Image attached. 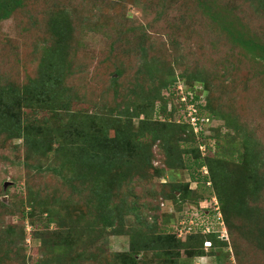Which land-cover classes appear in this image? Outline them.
I'll use <instances>...</instances> for the list:
<instances>
[{"label": "rangeland", "instance_id": "1", "mask_svg": "<svg viewBox=\"0 0 264 264\" xmlns=\"http://www.w3.org/2000/svg\"><path fill=\"white\" fill-rule=\"evenodd\" d=\"M204 1L23 0L0 22V88L24 86L38 77L48 54L58 43L63 48L65 32L59 30L57 38L51 32L53 21L67 18L64 85L70 93L67 99L56 98L58 117L72 132L88 119H98L115 140L111 125L124 127L150 149L139 151L141 157L150 155L149 163L142 159L135 165L141 174L118 191L128 204L136 202L147 226L129 212L115 230L105 228L108 218L100 216L116 203L108 200L106 208V202L96 201H107V194L94 195L87 186L70 192L62 177L47 172L52 164L59 168L61 159L36 155L29 165L23 138L0 134V201L7 205L0 204V264H89L92 259L129 264L133 229L167 235L185 218L195 229L218 232L213 248L193 256L182 251L179 259L175 252L147 250L137 264H264V3L215 0L216 18L211 19L200 12ZM238 22L243 27L234 30ZM186 95L204 101L205 108L189 107ZM44 117L51 118L42 112L39 118ZM191 122L194 141L183 128ZM166 146L176 152L171 170ZM197 147L200 158L210 160L198 172L186 168L197 160ZM218 158L230 176L225 185L239 191L224 216L227 230L210 203L217 196L212 181L205 184L203 178L211 175V159ZM246 170L249 180L241 176ZM185 183L196 190L194 198H211L201 204L203 212L191 209L194 198L179 202L173 197ZM29 196L42 208L31 218L23 213ZM46 205L57 223L49 225L41 213ZM200 239L190 241L189 248L196 251Z\"/></svg>", "mask_w": 264, "mask_h": 264}, {"label": "trees", "instance_id": "2", "mask_svg": "<svg viewBox=\"0 0 264 264\" xmlns=\"http://www.w3.org/2000/svg\"><path fill=\"white\" fill-rule=\"evenodd\" d=\"M262 3H264V0H262ZM22 4L23 0H0V22L9 19L13 15V12L21 7ZM215 5V0H205L204 3L200 5V12L211 19H215ZM238 20L239 19H236V21ZM67 21L69 20L64 17H59L53 21L51 32L54 33L57 38H60L62 34L60 31L63 33L65 32L63 35L64 42L63 38L60 40L63 48L60 47L61 44L58 43V47L56 46L48 54L47 58L43 60L40 66L38 77L29 79V82L24 86L9 84L0 88V134H2L1 136H6V139L23 138L26 148L25 162L29 165H31L30 162L36 155H53L61 159L62 163L59 168L54 167L52 164L47 167V172L62 177L70 186V192L78 193L75 189L87 186L89 189L91 187L94 195L99 194L101 191L107 194V201H103L96 197V201L99 202L98 205L106 202V208L108 206V200L112 203H116L115 206H108L107 216H100L101 218H108L107 222H105V228L114 227L115 230H118L117 228L123 225L124 217L129 212L130 214H135L137 216V222L145 227L147 226L145 225L146 222L140 219V215L138 214L139 207L136 202L134 203L133 201L131 205L128 204V202L124 200L125 195L122 194L123 196L121 195L118 197V191L121 187L126 188L128 186L127 182H130L136 175H139V173L141 174L138 166L136 170L139 173L135 171V165L138 160L142 159L146 163L150 162V149L134 140L133 136H135V134H132L131 131L126 130L124 127H117L109 123L115 130V140L108 135L109 126H103V124L98 123V119H88L83 122L81 128L73 125L75 127L72 132L65 127L67 124H64L58 117L59 112L56 106V98L61 100L67 99L70 93V89L64 85V76L68 70L66 62L68 49L65 51L64 46L65 39H68L66 33H69L67 30L70 26ZM240 23L241 22H238L236 27L232 26L234 30L243 27ZM252 46L256 47L254 45ZM157 96L162 98L161 92H159ZM179 99L181 100L180 96L178 97V100ZM187 100L189 102L188 104H195L197 108H205L206 106L203 105L204 101H199L197 97L188 95ZM187 100L184 102H187ZM26 110H29L32 115L30 116ZM42 112L49 113L51 118H39ZM99 119L107 121V119L104 118ZM183 128L190 130L192 135L191 141H194L191 123H187ZM216 145L218 146V143H216ZM142 148H146L149 153L143 152L141 157L139 151ZM198 149L199 147L193 149L197 157V160L193 162L194 165L188 164V167H186L196 172L210 163L209 159L207 160L204 158L203 160L200 158ZM217 153L218 152H216V154ZM165 154L166 165L171 170L174 168L173 163L177 161V157L175 156L176 152L172 148L166 146ZM211 160L213 163L210 167L211 175L203 176L204 183L206 184L207 181H212L211 183L215 189L213 193L217 195L216 200L222 215L223 226L227 230L224 216L227 214L229 204L232 203L233 195L238 194L239 191L238 188L236 189L234 187L233 189L232 184L225 185L226 182L228 183L230 181V176H228L226 170L222 167L224 161L219 158ZM38 168L42 169V167ZM156 173L158 175H163L161 170H157ZM103 176H105V179ZM241 176L249 180L247 170ZM108 177H111V181L110 179L108 180ZM74 179L80 182H75ZM192 179L194 183H199L200 178L196 177L194 172ZM195 191L196 190L190 188V183H185L175 188L173 197L177 198L179 202L186 201L190 197L194 198L193 195ZM177 192L179 193L178 196L176 195ZM69 196L71 195L69 194ZM202 197L199 199L194 198L191 204L193 207L191 206V209L201 212L204 211L201 204L204 201H210L211 198L203 199ZM210 203L214 204L213 202ZM0 204L4 209L7 208V205L2 203V201H0ZM46 206L47 207H43L44 209L41 213L43 215L46 214L49 225L57 223L54 212L49 205ZM38 208L39 210L42 209L38 207L33 198L29 196L25 211H23L24 217H33ZM205 210L210 212L209 209ZM213 212L216 214V211L213 210ZM171 215L172 214L167 213L166 217L171 218ZM185 220V226L190 225V218L189 220L185 218ZM180 222L181 221L173 225L172 232L170 231L167 235L145 233L138 229H133L134 232L132 234L130 246V251L133 255L130 257L129 264H137L140 253L146 252L147 250H161L164 254L175 252L177 259L181 258L182 251L188 256L201 254L202 251L204 253V250H206L205 243L207 241L211 242L212 246L209 248L211 249L215 245L214 237L220 238L218 232H203L200 229L196 230L194 228L191 233L181 235L180 229H182L184 225ZM57 226L59 228L61 227L60 225ZM56 236L59 235H55V239ZM199 237L201 238V246H199L196 251L195 249H190V241ZM67 239L68 238H64L63 240L65 244L68 242ZM45 244L47 246V243ZM64 246L65 245L61 244V247ZM94 263L99 264L96 259H92L89 264Z\"/></svg>", "mask_w": 264, "mask_h": 264}, {"label": "built area", "instance_id": "3", "mask_svg": "<svg viewBox=\"0 0 264 264\" xmlns=\"http://www.w3.org/2000/svg\"><path fill=\"white\" fill-rule=\"evenodd\" d=\"M187 100V98H185V101ZM190 106L189 107H192V105L193 104H189ZM193 108V107H192ZM194 110H195V108H193ZM196 113H194V115H192L193 117H192V122H193V125H195L194 126V128H197V124H198V118L196 117V115H195ZM192 122H191V124H192ZM213 203L215 204L214 205V210L216 211V218H217V222L220 224V225H223V223H222V216H221V213H220V210H219V207H218V205H217V200H213ZM183 225L185 224L184 222L182 223ZM196 226H201V225H197L196 224ZM202 226H204V225H202ZM193 228L195 229V227H194V224L193 223H191L190 222V225H184V227L182 228V229H180V233H181V235H184V234H188V233H191L192 231H193ZM201 231H203V232H210V230L208 229V227H203V228H199ZM197 230V229H196ZM211 246V242H209V241H207L206 243H205V247L206 248H209Z\"/></svg>", "mask_w": 264, "mask_h": 264}, {"label": "clouds", "instance_id": "4", "mask_svg": "<svg viewBox=\"0 0 264 264\" xmlns=\"http://www.w3.org/2000/svg\"><path fill=\"white\" fill-rule=\"evenodd\" d=\"M186 96H187V95H186ZM181 97H182V95H181ZM220 213H221V212H220ZM221 216H222V215H221ZM222 223H223V221H222ZM222 226H223V225H222ZM209 242H210V241H209ZM211 246H212V244H211ZM211 246H210V247H211ZM210 247H209V248H210ZM205 248H206V247H205ZM209 248H206V249H209Z\"/></svg>", "mask_w": 264, "mask_h": 264}]
</instances>
